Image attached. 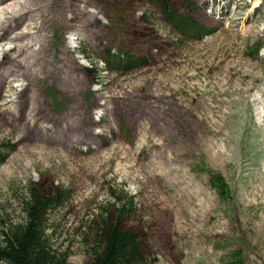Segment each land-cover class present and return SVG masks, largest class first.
Here are the masks:
<instances>
[{"label":"rangeland","instance_id":"1","mask_svg":"<svg viewBox=\"0 0 264 264\" xmlns=\"http://www.w3.org/2000/svg\"><path fill=\"white\" fill-rule=\"evenodd\" d=\"M158 1L48 0L43 10L62 15L46 24L54 40L38 78L6 82L9 68L30 74L27 58L2 56L14 43L0 33V145L11 148L0 228L22 221L26 188L38 183L66 193L47 237L70 264L87 261L112 204L128 208L156 264H264V0H171L215 30L200 41L176 40ZM21 2L0 0L1 29ZM110 50L132 69H108ZM28 83L14 117L10 101ZM35 92L43 106L30 115ZM208 169L223 176L227 200Z\"/></svg>","mask_w":264,"mask_h":264},{"label":"trees","instance_id":"2","mask_svg":"<svg viewBox=\"0 0 264 264\" xmlns=\"http://www.w3.org/2000/svg\"><path fill=\"white\" fill-rule=\"evenodd\" d=\"M47 1L22 0L18 10L6 17L7 27L0 28V33L4 35L3 39L14 43L10 49L3 52L2 56L6 57L15 53L17 59L14 61L19 66L23 64L22 59L24 58L25 62L27 58V71L30 74L28 75L25 68L23 71L9 68L4 75L6 82L9 81L10 75L13 76L12 80H17L26 79V77L38 78L39 74L44 73L43 69L38 67L39 60L43 52L52 48L54 40L53 33H46V24L52 22L57 26V18L62 15L60 12H54L51 7H49L50 10L44 11L43 6ZM154 6L164 23L175 34L176 40L200 41L215 32L194 19L191 5L173 3L171 0H159ZM18 15L21 16L17 17ZM25 19L26 23H24ZM62 27L67 28V22ZM65 46L67 54L70 55L69 46ZM260 47L255 48L254 54H258ZM106 57L107 68L112 71L120 73L132 69L128 66V61L132 59L125 51L120 50L114 53L110 50ZM73 62L75 63L74 59ZM64 64L67 67L65 73L74 71L68 59L64 60ZM20 68L23 69V67ZM28 86L29 83L10 101V109L14 117L21 114L20 99L22 93L28 90ZM1 96L0 94V98ZM36 96L37 92L33 93L30 98V115L37 113L43 106L37 103ZM10 152L11 148H7L6 144L0 145V163L7 159ZM207 174L210 188L220 199L227 200L230 191L223 176L210 169L207 170ZM65 199H67L66 193L56 186L43 187L38 183L29 185L26 188V196L22 199L24 213L22 221L7 224L4 222L1 225L0 264H70L68 254L54 250L48 243L47 237V230L50 229V212L62 205ZM127 209L124 206L112 204L111 208L101 214L100 221L92 230V239L89 244L90 255L84 264H156V254L143 238L142 233L128 226L126 219L130 216V211ZM234 263L241 264V261L236 259Z\"/></svg>","mask_w":264,"mask_h":264}]
</instances>
